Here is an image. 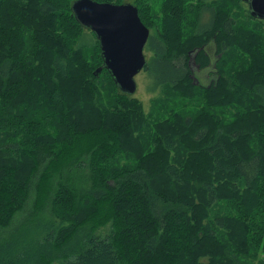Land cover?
<instances>
[{
	"label": "trees",
	"instance_id": "obj_1",
	"mask_svg": "<svg viewBox=\"0 0 264 264\" xmlns=\"http://www.w3.org/2000/svg\"><path fill=\"white\" fill-rule=\"evenodd\" d=\"M75 1L0 0V264H253L264 256L246 214L264 204V20L239 32L202 7L182 43L158 30V80L210 101L151 122L107 70L95 75L100 48L83 55L93 44ZM191 51L200 69L214 59L217 84L191 85Z\"/></svg>",
	"mask_w": 264,
	"mask_h": 264
},
{
	"label": "rangeland",
	"instance_id": "obj_2",
	"mask_svg": "<svg viewBox=\"0 0 264 264\" xmlns=\"http://www.w3.org/2000/svg\"><path fill=\"white\" fill-rule=\"evenodd\" d=\"M115 1V0H114ZM116 5L129 3L134 5V2L140 1L141 3H136L140 7L143 6L147 8L148 14L151 17L145 18L144 22L147 29L149 30V38L143 49V55L146 60V66L135 76L134 80L136 83V90L134 93L129 94V98L131 100L137 101L144 114L146 115L148 121L154 122L162 117V112L167 116H174L175 112H179V114L188 116V115H196L198 111H196L197 106H201L206 102H209L207 94L204 90L199 88H185L176 89L171 85H163V81L160 82L156 77V70L154 69L155 65H152V52H150L149 45L152 46L150 42V38L154 40H161L160 32L164 31L166 34H177V42L180 44L183 41L187 40L194 33L195 23L197 21V16L200 9H208L213 8L217 12H223L228 17H232L235 20L234 28L235 30L240 32V27L244 28V21L253 24L254 21L250 19L251 16L248 13V5L246 2L242 0H176L179 6V16L174 17L173 13H169L171 7L172 0H116ZM136 7V6H135ZM137 8V7H136ZM162 15V19H160ZM252 17V16H251ZM175 18V19H174ZM205 17L203 18V20ZM143 20V19H141ZM161 23L159 25V21ZM204 22V21H203ZM259 24L264 26V22H260ZM158 32V30H160ZM84 30V29H83ZM90 30L87 28L85 32V36L81 38L83 43L87 41H91L90 45H83L81 48L83 51V55L95 54L96 49L98 47L99 51V42L94 38H91ZM217 31V30H216ZM215 31V33H216ZM92 33V32H91ZM211 38V35H210ZM82 43V44H83ZM231 45V51L238 53L245 59H249V50L243 48L241 45L238 46L234 44V42H228ZM196 51H191L188 55V69L191 72L190 83L191 85H195L196 87H209L211 84L216 83V74L214 73V59H210V64L206 66L207 68L200 69L199 65L195 64ZM262 56H264V51L260 52ZM215 57V56H213ZM201 72H205L204 80H201ZM102 79V76L100 77ZM163 80V78H162ZM103 87L102 93L109 94L111 92L115 93L111 85L107 80H102ZM259 94L264 97V90H259ZM196 111V112H195ZM56 132L54 130L46 131L47 136L55 137ZM147 132L143 134V141L147 142L146 139ZM177 152V149H176ZM187 152L182 149H178V155L183 158L186 157ZM121 159H125V155H121ZM82 185H86L84 181L80 182ZM261 197H264L260 194ZM250 206L248 205L247 208ZM246 208V209H247ZM247 216L250 217L252 223L249 225L250 234H252L259 238L257 243L263 245L264 242V204L256 210L246 211ZM235 212H232L234 216ZM109 232V225L98 228L95 231V235L100 237H105ZM264 261V256L262 252L257 255V260L254 261L253 264H262ZM247 264V263H246Z\"/></svg>",
	"mask_w": 264,
	"mask_h": 264
},
{
	"label": "water",
	"instance_id": "obj_3",
	"mask_svg": "<svg viewBox=\"0 0 264 264\" xmlns=\"http://www.w3.org/2000/svg\"><path fill=\"white\" fill-rule=\"evenodd\" d=\"M242 1L247 3L253 18L264 20V0ZM71 9L77 21L99 42L102 66L95 70V75L105 69L122 93H134V78L146 64L143 49L149 38V30L141 22L137 8L129 3L76 0Z\"/></svg>",
	"mask_w": 264,
	"mask_h": 264
},
{
	"label": "crops",
	"instance_id": "obj_4",
	"mask_svg": "<svg viewBox=\"0 0 264 264\" xmlns=\"http://www.w3.org/2000/svg\"><path fill=\"white\" fill-rule=\"evenodd\" d=\"M200 74H201V76H200L201 80H204L203 76L205 75V72H201Z\"/></svg>",
	"mask_w": 264,
	"mask_h": 264
},
{
	"label": "flooded vegetation",
	"instance_id": "obj_5",
	"mask_svg": "<svg viewBox=\"0 0 264 264\" xmlns=\"http://www.w3.org/2000/svg\"><path fill=\"white\" fill-rule=\"evenodd\" d=\"M147 41H148V40H147ZM146 43H147V42H146ZM145 45H146V44H145ZM144 47H145V46H144ZM145 66H146V64H145ZM145 66H144V67H145Z\"/></svg>",
	"mask_w": 264,
	"mask_h": 264
}]
</instances>
